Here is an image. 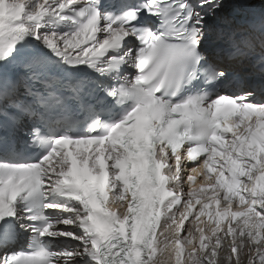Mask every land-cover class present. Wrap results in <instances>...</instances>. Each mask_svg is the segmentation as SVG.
Segmentation results:
<instances>
[{
    "label": "snow or ice",
    "instance_id": "obj_1",
    "mask_svg": "<svg viewBox=\"0 0 264 264\" xmlns=\"http://www.w3.org/2000/svg\"><path fill=\"white\" fill-rule=\"evenodd\" d=\"M230 7L0 0V264H264V11Z\"/></svg>",
    "mask_w": 264,
    "mask_h": 264
},
{
    "label": "bare ground",
    "instance_id": "obj_2",
    "mask_svg": "<svg viewBox=\"0 0 264 264\" xmlns=\"http://www.w3.org/2000/svg\"><path fill=\"white\" fill-rule=\"evenodd\" d=\"M229 2H231V0H229ZM236 2L241 4V7L239 8H227L224 12V15L228 16L229 18H231L230 16H241V17H245V18H249L251 14L255 13V14H259L261 11H264V6L261 5V0H236ZM252 7V8H250ZM234 19V18H233ZM236 21V23L242 24L240 23L237 19H234ZM187 223V222H186ZM210 227L209 226V232L208 234H210ZM185 233H182V235H184ZM169 238H171V233L168 234ZM198 235V234H197ZM163 239V238H161ZM227 245H224V247H226ZM160 248L162 250L157 252V255L155 257V259L158 261V264H174L175 262V254H174V250L172 247H164V245H160ZM188 251H190V249H187ZM225 256V252H220L219 253V258L222 261V264H226V261H223V257ZM241 258L245 261L246 264V256H244L243 254L241 255Z\"/></svg>",
    "mask_w": 264,
    "mask_h": 264
}]
</instances>
